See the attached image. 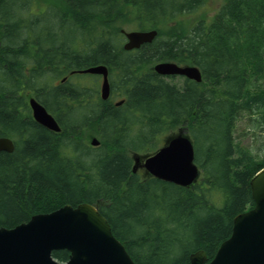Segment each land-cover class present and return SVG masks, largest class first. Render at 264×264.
I'll return each mask as SVG.
<instances>
[{
	"label": "trees",
	"instance_id": "trees-1",
	"mask_svg": "<svg viewBox=\"0 0 264 264\" xmlns=\"http://www.w3.org/2000/svg\"><path fill=\"white\" fill-rule=\"evenodd\" d=\"M207 2L52 0L59 23L89 34L83 44L93 48L83 54L58 34L48 33V49L41 38L32 47L23 15L30 1L0 0V138L15 143L14 153H0V227L89 203L136 264H189L198 251L214 259L235 217L255 206L250 182L264 169V148L255 153L236 137L245 121V134L264 143V0H222L210 21L187 20ZM130 25L158 37L125 52L117 37ZM159 62L197 66L203 81L179 87L153 71ZM99 65L110 71L106 102L97 81L71 84L73 71ZM30 97L57 118L60 134L35 122ZM182 129L195 147L198 183L182 188L133 173L135 153L156 151ZM92 136L100 147L88 144ZM53 256L67 262L70 253Z\"/></svg>",
	"mask_w": 264,
	"mask_h": 264
},
{
	"label": "water",
	"instance_id": "water-1",
	"mask_svg": "<svg viewBox=\"0 0 264 264\" xmlns=\"http://www.w3.org/2000/svg\"><path fill=\"white\" fill-rule=\"evenodd\" d=\"M126 38V51L139 50L152 44L157 30H122ZM162 77H185L202 83L203 75L197 66H180L173 62H160L154 67ZM83 74L101 75V97L107 101L111 95L109 72L100 65L81 71ZM2 96L0 95V100ZM123 103H118V106ZM34 120L48 130L60 133L56 119L35 98L29 101ZM91 145L100 146L93 138ZM12 154L15 144L9 138H0V153ZM134 173L143 169L151 177L183 188H191L200 178L195 162V147L187 129L168 137L164 146L150 156L135 155ZM255 206L235 217L231 237L222 243L214 259L209 262L205 251L190 256L189 264H264V169L250 182ZM68 251L70 258L60 262L54 252ZM0 264H136L122 242L115 237L108 220L98 208L89 203L77 207L66 205L48 214H39L29 222L13 229L0 227Z\"/></svg>",
	"mask_w": 264,
	"mask_h": 264
},
{
	"label": "rangeland",
	"instance_id": "rangeland-1",
	"mask_svg": "<svg viewBox=\"0 0 264 264\" xmlns=\"http://www.w3.org/2000/svg\"><path fill=\"white\" fill-rule=\"evenodd\" d=\"M30 4L28 5V8L25 12H23V15L27 17V21L30 24H27L30 26L28 30H26V34L29 35L34 42L32 47L37 46L38 38H41V46L45 49H48V39L47 35L49 33L50 39L53 37L54 34H58L60 39H64L68 44L72 45L75 48H79L83 52V54H86V52H89L90 49L93 48V46H90L89 42L88 44L84 45L85 41L89 40V34L82 33L80 30L76 28L73 22H67L64 25L59 23L58 20L55 18V8L50 4L52 0H29ZM46 2V5L44 4ZM222 5V0H208V2L201 7L199 10H197L195 13L189 15L187 17V20L190 22H196L200 19V17L205 18L207 21H210L218 10L220 9ZM47 6V7H46ZM35 23V24H34ZM49 28L48 30H45V28ZM123 29L127 31H134L139 30L140 28L136 25H130L123 27ZM96 34V33H95ZM48 41H47V40ZM118 45L119 47H123L125 43V38L121 34L117 37ZM83 44V46L81 45ZM79 46V47H78ZM74 48V49H75ZM62 79V78H61ZM61 79L55 81L54 85H59L61 82ZM98 81L97 76H91V75H85V74H78L73 77L74 81H71V84H73L75 81H78L80 83L90 80ZM169 82L178 85L179 87H183L185 84V80L182 77H174L171 79H167ZM101 80L98 81V90L101 89ZM246 123L245 121H241L238 123V128L236 131V137L241 142V144L245 147L251 148L255 153L258 152V148H264L263 142H257L251 139L249 135L245 134L246 130ZM164 139L161 140V142L156 146V151L162 147ZM88 144H90L88 139ZM155 152V151H154ZM153 152H150L148 154H152ZM142 155H146L142 153ZM142 175V172H140ZM143 176V175H142Z\"/></svg>",
	"mask_w": 264,
	"mask_h": 264
},
{
	"label": "flooded vegetation",
	"instance_id": "flooded-vegetation-1",
	"mask_svg": "<svg viewBox=\"0 0 264 264\" xmlns=\"http://www.w3.org/2000/svg\"><path fill=\"white\" fill-rule=\"evenodd\" d=\"M74 72V71H73ZM100 79L102 80V77H100ZM112 98H113V95H112Z\"/></svg>",
	"mask_w": 264,
	"mask_h": 264
}]
</instances>
